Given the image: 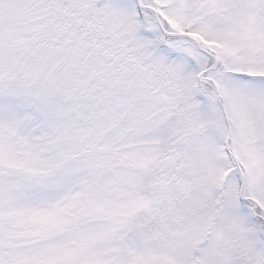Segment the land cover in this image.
Masks as SVG:
<instances>
[{
  "label": "snow or ice",
  "instance_id": "snow-or-ice-1",
  "mask_svg": "<svg viewBox=\"0 0 264 264\" xmlns=\"http://www.w3.org/2000/svg\"><path fill=\"white\" fill-rule=\"evenodd\" d=\"M0 264H264V0H0Z\"/></svg>",
  "mask_w": 264,
  "mask_h": 264
}]
</instances>
